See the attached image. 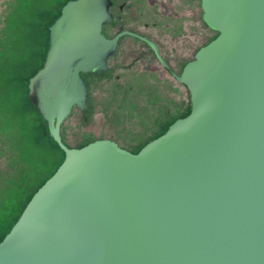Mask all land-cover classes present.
I'll list each match as a JSON object with an SVG mask.
<instances>
[{
  "label": "water",
  "instance_id": "water-1",
  "mask_svg": "<svg viewBox=\"0 0 264 264\" xmlns=\"http://www.w3.org/2000/svg\"><path fill=\"white\" fill-rule=\"evenodd\" d=\"M199 4L216 36L176 77L189 113L137 153L63 142L73 109H88L83 76L106 69L117 39L102 34L110 0L61 7L26 97L64 157L0 264H264V0Z\"/></svg>",
  "mask_w": 264,
  "mask_h": 264
},
{
  "label": "rangeland",
  "instance_id": "rangeland-1",
  "mask_svg": "<svg viewBox=\"0 0 264 264\" xmlns=\"http://www.w3.org/2000/svg\"><path fill=\"white\" fill-rule=\"evenodd\" d=\"M66 0H0V240L63 154L43 134L44 124L26 99L27 79L40 66L46 27ZM196 0L198 49L216 34L201 22ZM88 109L74 108L61 127L63 142L78 148L109 139L136 153L175 119L188 114L189 98L165 81L141 88L86 75ZM83 116L86 121H83Z\"/></svg>",
  "mask_w": 264,
  "mask_h": 264
},
{
  "label": "flooded vegetation",
  "instance_id": "flooded-vegetation-1",
  "mask_svg": "<svg viewBox=\"0 0 264 264\" xmlns=\"http://www.w3.org/2000/svg\"><path fill=\"white\" fill-rule=\"evenodd\" d=\"M110 2L112 20L103 26L102 34L109 40L117 39L115 51L104 71L86 75L97 76V84L102 79H112L128 89L165 81L180 93L178 98H190L188 90L176 77L200 48L195 46L196 0ZM86 75L83 79L89 94Z\"/></svg>",
  "mask_w": 264,
  "mask_h": 264
},
{
  "label": "trees",
  "instance_id": "trees-1",
  "mask_svg": "<svg viewBox=\"0 0 264 264\" xmlns=\"http://www.w3.org/2000/svg\"><path fill=\"white\" fill-rule=\"evenodd\" d=\"M67 1H69V0H66L62 5H61V7L67 2ZM61 7H60V9H61ZM60 9H59V12L57 13V15L53 18V19H51L49 22H48V24H47V27H46V31H47V33H46V48H45V50H44V54H43V56H42V61H41V63H40V66L38 67V68H36L35 69V71L30 75V77H28V79H27V84H28V80L37 72V70L41 67V65H42V62H43V58H44V55H45V51H46V49H47V46H48V27L53 23V21L59 16V13H60ZM212 40V39H211ZM210 40V41H211ZM26 88H27V86H26ZM26 96H27V92H26ZM26 99H27V97H26ZM27 102H28V104L30 105V107L32 108V110L39 116V114L37 113V111H36V109L29 103V101L27 100ZM190 110V109H189ZM189 113V112H188ZM186 116V115H185ZM185 116H183V117H185ZM40 117V116H39ZM41 118V117H40ZM182 118V117H181ZM178 119V118H177ZM176 120V119H175ZM174 120V121H175ZM41 121H42V123L44 124V121L42 120V118H41ZM173 121V122H174ZM172 122V123H173ZM171 123V124H172ZM169 126V125H168ZM168 126L166 127V128H162V133L160 134V135H162L164 132H165V130L168 128ZM42 130H43V134L45 135V136H47L48 138H49V140L51 141V143H53L55 146H56V148L63 154V152L58 148V146L51 140V138L48 136V131H47V128L44 126V127H42ZM160 135H158L157 137H159ZM157 137H155V138H157ZM155 138H153V139H155ZM152 139V140H153ZM151 141V140H150ZM149 141V142H150ZM148 143V142H147ZM146 143V144H147ZM88 144V143H87ZM86 145V144H85ZM85 145H83V146H85ZM145 145V144H144ZM143 145V146H144ZM83 146H81V147H83ZM142 146V147H143ZM81 147H78V148H81ZM141 147V148H142ZM140 148V149H141ZM139 149V150H140ZM138 150V151H139ZM137 151V152H138ZM136 152V153H137ZM63 157H64V155H63ZM62 161H63V159H62ZM62 161L55 167V169L52 171V172H50L43 180H42V182H41V184L38 186V188L32 193V195L28 198V200L26 201V203H25V205H24V207H23V209L21 210V212H20V214H19V216L21 215V213H22V211L24 210V208L26 207V205H27V203L30 201V199H31V197L34 195V193L44 184V182L48 179V178H50L52 175H53V173L56 171V169L59 167V165L62 163ZM19 216L17 217V219L14 221V223L12 224V226L16 223V221L18 220V218H19ZM12 226L10 227V229L12 228ZM10 229L8 230V232L10 231ZM8 232L6 233V234H8ZM6 234L2 237V239L6 236ZM2 239L0 240V242L2 241Z\"/></svg>",
  "mask_w": 264,
  "mask_h": 264
}]
</instances>
